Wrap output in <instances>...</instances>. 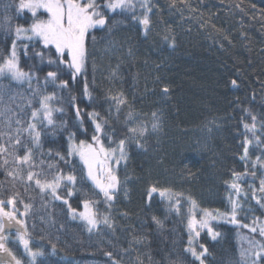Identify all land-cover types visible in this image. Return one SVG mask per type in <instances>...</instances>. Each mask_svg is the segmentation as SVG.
<instances>
[{
    "label": "trees",
    "instance_id": "16d2710c",
    "mask_svg": "<svg viewBox=\"0 0 264 264\" xmlns=\"http://www.w3.org/2000/svg\"><path fill=\"white\" fill-rule=\"evenodd\" d=\"M240 2L185 0L181 3L176 0V6L170 7L171 0H154L157 7L151 14L147 38L130 18L110 36L106 31L96 33L97 42L90 46L87 73L97 101L96 110L107 115L112 108L111 123L120 130L124 129L125 117L132 110L137 122L148 123L149 132L142 141L147 150L137 149L135 145L130 147V159L126 165L121 164L118 173L121 187L113 207L109 211L105 205H99L101 213L112 217L115 229L113 232L101 225L103 239L101 234L87 233L79 220L70 219L60 202L45 207L38 190L24 194L25 202L33 204L26 219L34 250L42 245L46 252H51L50 238L58 248H67L73 264H111L101 248L112 251L117 260L123 258V264H136L137 255L142 256L144 264H149V255L153 264H169L178 257L191 259L183 253L187 243L186 222L181 223L180 217L169 214L166 203L158 195L149 205L146 188L149 183H157L191 194L202 207L221 210L227 207L224 182L230 180L232 170L244 171V163L239 158L244 132L243 109L250 108L264 117V20L250 18L256 15L251 4H257L259 9L261 0H243L247 14L235 8ZM10 3L12 0H0V15ZM12 15L14 24L22 22L15 18L14 10ZM242 32L246 35L242 36ZM173 39L174 46H170ZM129 48L132 56L128 55ZM113 71L116 76L112 75ZM233 79L237 81L236 87L231 83ZM3 83L7 85L8 81ZM82 86V82L75 85L74 93L80 96L79 105L87 123L86 113L93 105L83 99ZM165 86L169 88L167 94L162 92ZM120 91L128 104L121 107L117 118L108 97ZM20 103L23 102L19 98L13 103L5 96L0 101V111L6 106L18 111L16 104ZM64 106L68 115L62 118L71 124L75 116L66 93ZM154 111L160 117L159 132H152L150 127ZM63 135L66 134L58 133L49 140L55 139L58 145L63 142ZM256 154L259 150H254L253 159ZM9 180L0 172V182H4V190L0 191L2 198H6L11 187ZM248 181L251 182L250 177ZM19 190L23 193L22 186ZM88 190L91 192L90 187ZM79 199L73 197L72 203L81 210ZM18 207L23 211V205ZM153 215L163 222L162 229L153 223ZM219 230L224 236L218 241H212L206 233L201 235L200 242L212 253L207 264H234L239 246L235 229L220 225ZM241 232L249 234L247 229ZM41 236L45 237L43 241ZM133 237L145 239L132 246L135 250L123 252ZM7 245L28 264L14 232ZM65 255L58 250L47 259L51 264H64L59 257Z\"/></svg>",
    "mask_w": 264,
    "mask_h": 264
},
{
    "label": "snow or ice",
    "instance_id": "6c2138e0",
    "mask_svg": "<svg viewBox=\"0 0 264 264\" xmlns=\"http://www.w3.org/2000/svg\"><path fill=\"white\" fill-rule=\"evenodd\" d=\"M180 2L185 3V0ZM175 6L176 0H171L170 7ZM156 7L154 0H12L4 6V14L0 15V36L3 37L0 39V101L7 96L13 103L17 98L23 103L16 104L18 111L7 106L0 111L3 117L0 122V172L10 178L11 186L6 198L0 197V264H24L7 246L13 231L15 240L28 257V264H51L47 257L58 250L66 253L59 257L64 264H73L67 248H58L50 238L51 252H46L42 245L34 250L26 219L33 204L23 199L30 191H39L45 207L60 202L66 207L68 217L82 222L90 235L98 233L103 239L101 225L115 231L112 217L101 213L99 205H105L109 211L113 207L121 187L120 166L130 159L132 145L147 150L142 141L149 126L146 121L137 122L133 111L129 110L124 129L120 130L111 123L112 108L107 115L96 110V97L87 75L90 46L97 42V32L106 31L110 36L129 18L147 38L151 14ZM235 8L247 14L243 0L236 3ZM251 9L256 12L251 19L264 20V0L259 9L255 3L251 4ZM13 10L15 18L22 22L13 23ZM241 35L246 34L242 32ZM169 43L174 46V39ZM128 55H133L131 48ZM95 70L93 62V73ZM112 75L116 76V72ZM5 80L7 85L3 83ZM81 82L83 99L93 105L86 113L87 123L79 105L80 96L74 93V86ZM231 83L237 86L235 79ZM162 92L167 94L169 88L165 86ZM65 93L75 116L71 124L62 118L68 115L64 106ZM108 99L118 118L121 107L128 104L126 96L120 91L109 95ZM243 111L244 132L239 158L244 163V171L232 170L230 180L224 182L227 202L224 210L202 207L191 194L175 191L172 187L149 183L146 188L149 205L158 195L161 202L166 203L169 214L180 217L181 223L186 222L187 243L183 253L191 259L178 257L169 264H207L212 253L200 238L206 233L212 241L222 239L220 225H231L235 229L239 246L234 264H264V117L250 108ZM151 117V131L159 132L158 113L152 112ZM208 131L211 132V128ZM58 133L66 135L57 145L56 140H49V137ZM254 150H259V154L253 159ZM3 190L4 182H0V191ZM73 197L80 198L82 210L73 206ZM18 205H23V211ZM152 221L158 228L164 227L159 217L153 215ZM242 229H247L249 234L242 233ZM44 239L40 237L41 241ZM144 239L133 237L129 248L122 251L135 250L132 246L141 244ZM101 251L111 264H123V258L117 260L112 251L103 248ZM38 257L45 259L38 261ZM148 259L149 264H153L150 255ZM135 261L144 264L140 255Z\"/></svg>",
    "mask_w": 264,
    "mask_h": 264
},
{
    "label": "rangeland",
    "instance_id": "374dc122",
    "mask_svg": "<svg viewBox=\"0 0 264 264\" xmlns=\"http://www.w3.org/2000/svg\"><path fill=\"white\" fill-rule=\"evenodd\" d=\"M82 210V209H81Z\"/></svg>",
    "mask_w": 264,
    "mask_h": 264
},
{
    "label": "water",
    "instance_id": "95a60500",
    "mask_svg": "<svg viewBox=\"0 0 264 264\" xmlns=\"http://www.w3.org/2000/svg\"><path fill=\"white\" fill-rule=\"evenodd\" d=\"M14 232V231H13Z\"/></svg>",
    "mask_w": 264,
    "mask_h": 264
}]
</instances>
